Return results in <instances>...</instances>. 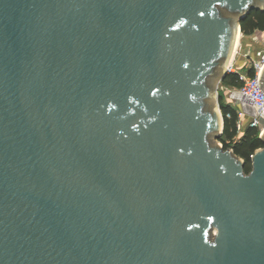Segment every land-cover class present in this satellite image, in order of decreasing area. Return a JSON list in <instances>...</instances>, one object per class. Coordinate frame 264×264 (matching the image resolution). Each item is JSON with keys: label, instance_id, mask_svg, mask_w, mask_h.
I'll use <instances>...</instances> for the list:
<instances>
[{"label": "water", "instance_id": "1", "mask_svg": "<svg viewBox=\"0 0 264 264\" xmlns=\"http://www.w3.org/2000/svg\"><path fill=\"white\" fill-rule=\"evenodd\" d=\"M254 9L0 0V264H264V147L219 144L210 82Z\"/></svg>", "mask_w": 264, "mask_h": 264}, {"label": "trees", "instance_id": "2", "mask_svg": "<svg viewBox=\"0 0 264 264\" xmlns=\"http://www.w3.org/2000/svg\"><path fill=\"white\" fill-rule=\"evenodd\" d=\"M242 31L245 36H251L255 32L264 31V11L260 9L252 10L242 21ZM237 77L235 74H227L222 80L223 82H236ZM221 109L225 117L224 132L219 138L223 143L225 149H233L234 153L245 160L244 171L250 173L252 170L251 156L255 151L264 147V141L260 138V131L257 128L245 125L241 133L237 129V109L223 101L224 96L220 93ZM228 114L230 117H228ZM239 135V136H238ZM238 136V138H237ZM236 137V139H234Z\"/></svg>", "mask_w": 264, "mask_h": 264}, {"label": "built area", "instance_id": "3", "mask_svg": "<svg viewBox=\"0 0 264 264\" xmlns=\"http://www.w3.org/2000/svg\"><path fill=\"white\" fill-rule=\"evenodd\" d=\"M258 41H264V37L260 38ZM236 54H238V52ZM243 57L245 58L243 70L236 68V56L228 69V74H235L237 77L236 80L242 84L238 90L232 91L233 94L238 96V98L234 100L235 103L233 102L238 115V133L242 132L246 124L250 127L259 129V117L264 118V90L260 86V80L264 71V46L255 50L254 53L243 55ZM241 104L252 109L254 114L244 110V108L240 106ZM228 117H230L229 114ZM259 131L261 137L264 132V125Z\"/></svg>", "mask_w": 264, "mask_h": 264}, {"label": "rangeland", "instance_id": "4", "mask_svg": "<svg viewBox=\"0 0 264 264\" xmlns=\"http://www.w3.org/2000/svg\"><path fill=\"white\" fill-rule=\"evenodd\" d=\"M259 37V38H258ZM264 37V31H260V32H255L254 34H252L251 36H245L244 34L241 36L240 41H237V52L238 54H235L236 56V61H235V66L236 68L243 70L244 69V65H245V58L243 57V55L247 54V53H254L255 50L260 49L262 46H264V41H258L260 38ZM236 52V53H237ZM231 62V61H230ZM241 83L236 81V82H232V81H228V82H223L220 81V75L216 76L213 81L211 82V90L213 92H216L217 90L223 94L224 99L223 101L225 103H229L231 105H233V102L235 103V99H237L236 94H233L232 91L238 90L241 87ZM213 103H214V107L217 106V100L216 99H212ZM220 101H222L220 99ZM234 106V105H233ZM239 136V135H238ZM237 136V138H238ZM236 139V137L234 138ZM212 142L213 145H218V141H215V139H213L212 136ZM220 145H223V143L220 141L219 143Z\"/></svg>", "mask_w": 264, "mask_h": 264}, {"label": "flooded vegetation", "instance_id": "5", "mask_svg": "<svg viewBox=\"0 0 264 264\" xmlns=\"http://www.w3.org/2000/svg\"><path fill=\"white\" fill-rule=\"evenodd\" d=\"M220 12H221V15H222V14H224V15H225V13H226V10H222V11H220ZM213 79H214V77H211V78H210V82H211Z\"/></svg>", "mask_w": 264, "mask_h": 264}, {"label": "bare ground", "instance_id": "6", "mask_svg": "<svg viewBox=\"0 0 264 264\" xmlns=\"http://www.w3.org/2000/svg\"><path fill=\"white\" fill-rule=\"evenodd\" d=\"M239 37L241 38V34H239ZM240 38L238 39L240 41Z\"/></svg>", "mask_w": 264, "mask_h": 264}]
</instances>
